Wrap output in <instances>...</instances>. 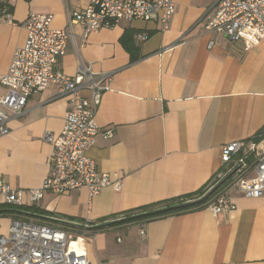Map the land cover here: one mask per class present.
I'll return each instance as SVG.
<instances>
[{"label":"crops","instance_id":"0c3cea01","mask_svg":"<svg viewBox=\"0 0 264 264\" xmlns=\"http://www.w3.org/2000/svg\"><path fill=\"white\" fill-rule=\"evenodd\" d=\"M89 1L0 0V14L9 12L13 21H0V76L25 43L21 23L29 13L52 14L51 28L62 29L68 11ZM216 1L175 0L166 29L157 20L120 22L89 33L82 46V29L72 24L73 38L56 68L72 76L81 59L93 72L113 74L95 114L101 131L87 156L98 170L118 174L119 191L108 186L91 198L85 188L46 191L29 201L27 190L49 172L52 147L42 135L61 131L67 109L55 84L30 95L24 114L0 136V178L23 190L19 211L76 228L105 225L70 244L88 264H264V194L245 197L230 189L235 207L218 215L204 206L122 222L126 211L200 189L224 166V144L264 129V42L244 50L207 30ZM137 32L148 39L138 42ZM5 92L0 85V95ZM107 129L111 138L103 134ZM247 155L241 150L233 163L240 156L251 164Z\"/></svg>","mask_w":264,"mask_h":264},{"label":"built area","instance_id":"2783aa9c","mask_svg":"<svg viewBox=\"0 0 264 264\" xmlns=\"http://www.w3.org/2000/svg\"><path fill=\"white\" fill-rule=\"evenodd\" d=\"M174 10L175 0H90L85 8L68 11L65 28H51L52 14L29 13L21 23L26 30L25 43L14 50L7 71L0 76V85L6 89L5 94L0 95V136L8 133L11 119L24 114L28 97L47 86L55 84L57 95L66 97L68 102L61 131L58 134L45 131L42 135V140L52 147L49 172L38 187L27 190L31 203L40 200L46 191L64 193L85 188L91 198L105 187L111 186L115 191L121 188L116 172L98 170L87 156V150L101 131L95 114L113 74L93 72L81 59L72 76L56 68L67 40L73 38L72 24L82 29V46L89 33L113 28L120 22L157 20L166 29ZM0 21L13 23L9 12L1 13ZM205 28L223 33L230 41L239 42L244 50H249L264 42V0H217ZM135 37L143 42L149 34L137 32ZM212 44L210 41L208 46ZM103 134L111 138L112 130L107 129ZM243 149L247 156H253L252 163L247 165L242 157L237 160L234 175L207 205L214 215L234 209L230 189L245 197L264 194V129L248 140L224 144L223 164L231 163ZM226 173L217 172V180ZM249 173L251 176L247 175ZM23 196L22 189L13 188L0 178V218H9L5 233L0 232V264H88L85 254L77 252L70 244L86 236L90 224L83 223L77 231L61 221L19 211ZM5 206L15 211L6 212Z\"/></svg>","mask_w":264,"mask_h":264},{"label":"trees","instance_id":"16d2710c","mask_svg":"<svg viewBox=\"0 0 264 264\" xmlns=\"http://www.w3.org/2000/svg\"><path fill=\"white\" fill-rule=\"evenodd\" d=\"M239 157L236 159H239ZM235 168L236 167H234V163L232 161L227 166L224 165L219 171L221 173H226L228 169H232L230 172H227L225 176L220 180H217V176L216 174H214V176L210 179L208 183H206L203 187L196 191L186 193L162 202L152 203L138 207L134 210L126 211L123 214L122 222L130 223L137 222L140 220H149L165 214L178 213L207 206L209 201L230 180ZM4 211H15V208H11V206H5ZM104 226L105 225L103 224L97 227H89L88 229L95 231L96 229L103 228Z\"/></svg>","mask_w":264,"mask_h":264},{"label":"rangeland","instance_id":"374dc122","mask_svg":"<svg viewBox=\"0 0 264 264\" xmlns=\"http://www.w3.org/2000/svg\"><path fill=\"white\" fill-rule=\"evenodd\" d=\"M249 158V157H248ZM250 159V158H249ZM237 161L234 162V167H236ZM248 164V162H247ZM9 223V218L7 216H4L1 220H0V232L1 233H5L6 227L8 226Z\"/></svg>","mask_w":264,"mask_h":264}]
</instances>
